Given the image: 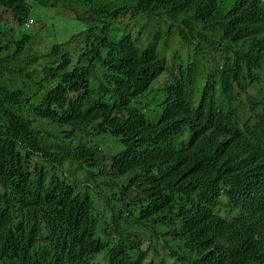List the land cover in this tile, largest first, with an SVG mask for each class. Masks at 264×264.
Segmentation results:
<instances>
[{"label": "trees", "instance_id": "trees-1", "mask_svg": "<svg viewBox=\"0 0 264 264\" xmlns=\"http://www.w3.org/2000/svg\"><path fill=\"white\" fill-rule=\"evenodd\" d=\"M35 1L63 15L72 14L86 28L76 40L74 36L64 42L57 41L56 29L46 21L40 22L36 30L28 31L33 26L28 23L33 10L30 0H0V213L7 214L4 217L9 220L16 219L19 224L32 221L37 236L41 217L72 210L59 208L57 200L66 198L70 207L89 204L95 208L94 198L103 194L111 215L99 213V219L110 222L117 231L122 220L131 218L156 226L169 235L162 246L164 251L176 244L184 250L181 264L258 261L247 249L250 258L244 260L245 251L238 247L241 235L234 232L224 241L214 233L220 221L217 210L222 198L235 199L233 189L222 190V184L211 172L204 174L202 165L193 169L191 162L184 164L178 158L172 168L160 169L162 158L146 161L136 148L143 142L144 118L138 106L139 98L144 97L145 88L157 72L159 43L164 40L162 47L169 48L167 41L172 36L173 25L159 24L153 30L141 27L134 34L121 26L127 23V12L108 6L107 0ZM187 5L185 2L181 7L179 0L175 16L183 12L186 19L197 24L199 30L193 24L192 32L198 41L204 31L191 12L182 10ZM163 61H167L166 58ZM258 63L262 65L264 60ZM225 66L216 68L224 72ZM238 71L239 68L228 66L227 78L241 75V70L239 74ZM126 93L135 95L128 97ZM166 99L164 95L161 101ZM102 100L117 102L121 107L130 105L135 113L134 123L128 126L129 132L135 134V143L131 147L127 137L121 138L125 144L122 158L101 150L99 132H94L92 139H75L77 128L93 119L90 110L97 109ZM39 121L56 125L60 136L53 141V132L40 129ZM177 127L161 132L172 134ZM259 130L264 131V125ZM168 153L178 157L175 144L169 146ZM35 155H40L48 166L33 164ZM198 156L204 164L209 162L206 151ZM68 161L79 164L81 169H85L83 163L101 165L107 161L112 171L118 172L117 182L110 178L99 185L91 184L93 179H88L84 185L71 168L65 167ZM164 170H170L179 179L159 175ZM239 196L264 209L263 193L242 191ZM234 205L251 216L243 223L262 225L264 229V222L261 223L255 213L237 200ZM224 224L226 229L227 221ZM119 240L116 264H149L145 260L150 250L146 249H152L153 254L158 250L153 244L143 249L142 237L137 236V246L131 245V235L123 237L122 234ZM101 244L107 247L113 241L104 237ZM39 251L45 264H68L61 247L47 244L40 246ZM173 252L179 253L176 249ZM175 254L172 253L177 256ZM26 255L30 261V249ZM151 259L155 262L154 257Z\"/></svg>", "mask_w": 264, "mask_h": 264}, {"label": "clouds", "instance_id": "clouds-1", "mask_svg": "<svg viewBox=\"0 0 264 264\" xmlns=\"http://www.w3.org/2000/svg\"><path fill=\"white\" fill-rule=\"evenodd\" d=\"M178 1L107 0L108 6L122 13L127 12V23L121 26L129 28L134 34L141 27L153 30L159 24L173 25L172 36L167 41L169 48L162 47L164 40L161 45L159 43L157 72L145 88L144 97L139 98L138 106L144 118L141 125L143 142L136 148L146 161L155 162L162 158L160 169L172 168L178 158L184 164L191 162L193 169L202 165L204 174L211 172L222 184V190L233 189L235 199L222 198L217 210L220 221L214 233L224 241L229 240L234 232L241 235L242 242L238 247L245 251L244 260L250 258V252L258 257V261L250 264H264L262 225L243 223L251 216L234 205L237 200L255 213L261 223L264 222V209L239 198L242 191L256 190L264 194V131L259 130L264 125V64L258 63L264 60V0H180L181 7L185 2L188 4L182 10L191 12L201 22L204 33L198 41L192 32L193 24H197L186 19L183 12L175 16ZM32 2L38 4L30 0L31 5ZM57 16L77 20L66 14ZM32 21L30 18L29 25L34 23ZM58 27L61 28V25ZM82 32L83 29L62 42L74 36L76 40ZM165 58L167 61H163ZM223 64L226 65L225 71L217 70L216 67ZM228 66L239 68L238 74L240 70L242 74L227 78ZM126 95L133 97L135 94ZM164 95L167 99L162 102ZM90 111L93 119L77 128L75 139H92L94 132H99L101 150L122 158L125 144L121 138L127 137L131 147L135 143V134L128 128L135 120L133 108L102 100L97 109L93 107ZM39 123L40 129L53 132V141L60 136L56 125L47 121ZM171 126H178L174 133L161 132ZM173 144L178 157L168 153L169 146ZM203 151L209 155L207 164L198 156ZM32 163L48 166L40 155H35ZM74 163L68 161L65 167L71 168L84 185L88 179H93L91 184L99 185L102 180L109 181L110 178L117 182L118 172L112 171L107 161L101 165L83 163L85 169ZM159 175L170 180L179 179L170 170H164ZM94 200L95 208L89 204L70 207L66 198L57 200L59 208L72 210L41 217L37 236L32 221L19 224L16 219L9 220L4 217L7 214L0 213V264H45L39 248L47 244L61 247L63 259L68 264H116L122 234L123 237L131 235L132 246H137L138 236L145 241L143 249L147 244H153V248L158 249L155 254L152 249H146L150 250L149 258L145 260L147 263L181 264L184 250L179 244L166 251L162 248L169 235L137 218L122 220L117 231L110 222L99 219V213L111 215L103 194ZM67 215L69 217L66 218ZM224 221L228 223L226 229ZM248 224L251 226L246 227ZM104 237H110L113 244L107 247L100 245ZM27 249L31 250L30 261ZM174 249L179 253L175 254ZM153 257L155 262L151 259Z\"/></svg>", "mask_w": 264, "mask_h": 264}, {"label": "rangeland", "instance_id": "rangeland-1", "mask_svg": "<svg viewBox=\"0 0 264 264\" xmlns=\"http://www.w3.org/2000/svg\"><path fill=\"white\" fill-rule=\"evenodd\" d=\"M33 10L31 12V23L33 26L28 31H33L37 29V26L40 22H47L49 25H53L56 29V38L58 41H62L64 38L69 37L71 34L80 31L85 28V25L77 20L71 21L68 19H61L57 14H62L56 12L55 9L39 6L36 3H33ZM63 15V14H62ZM68 16H73L70 13H66ZM61 25V28L58 25Z\"/></svg>", "mask_w": 264, "mask_h": 264}]
</instances>
